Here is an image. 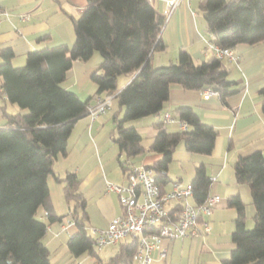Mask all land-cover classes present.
Returning a JSON list of instances; mask_svg holds the SVG:
<instances>
[{
    "label": "trees",
    "instance_id": "16d2710c",
    "mask_svg": "<svg viewBox=\"0 0 264 264\" xmlns=\"http://www.w3.org/2000/svg\"><path fill=\"white\" fill-rule=\"evenodd\" d=\"M85 1L81 15L71 17V46L30 51L20 67L12 65L14 54L10 48L0 50V109L5 118L0 125V264H51L42 238L47 226L62 217L54 212L49 177L62 184L64 200L72 204L70 216L76 231L67 242L68 251L76 257L88 254L99 261V249L86 225V202L78 192L80 179L72 172L62 177L53 172V163L67 154L74 124L88 116L91 99L116 96L124 107L122 117L117 113L112 117V140L123 174L131 168L132 158L145 151L160 154L158 160L144 167L154 171L156 183L164 190L171 182L167 172L176 147L182 143L189 153L210 155L216 137L214 129L203 123L191 107L180 106L174 109L173 116L185 124V129L168 132L161 123L156 124L157 133L145 149L141 135L125 124L161 114L171 84L194 91L210 88L224 104L236 84L228 79L222 59L211 56L195 63L184 49L179 50L174 63L152 67V52L164 49L160 37L164 17L150 1ZM199 10L206 31L222 48L233 50L239 44L254 45L264 40V0H203ZM94 53L101 57L98 68L90 75L95 93L82 101L62 83L74 61L85 62ZM120 76L132 78L122 89L117 86ZM258 93L264 113V87ZM9 104L23 112L9 113ZM233 170L236 182L249 186L255 213L253 226L247 229L240 198H228L227 205L235 209L236 217L230 236L233 247L222 264H264V152L238 157ZM188 184L192 187L190 201L199 206L210 186L204 163L195 166ZM39 210L44 212L42 219L37 217ZM136 249V240L120 242L118 253L106 264H134Z\"/></svg>",
    "mask_w": 264,
    "mask_h": 264
},
{
    "label": "crops",
    "instance_id": "0c3cea01",
    "mask_svg": "<svg viewBox=\"0 0 264 264\" xmlns=\"http://www.w3.org/2000/svg\"><path fill=\"white\" fill-rule=\"evenodd\" d=\"M202 1L183 0L179 4L160 32L164 49L152 52L149 59L152 67L174 63L180 49L186 50L195 63L213 56L205 43L206 24L199 10ZM151 4L163 15V0H153ZM85 5V0H0V9L10 13L0 21V50L10 48L14 54L12 65L20 67L24 65L26 54L30 51L63 44L71 46L74 42L71 17H79ZM21 15H26L27 20H21ZM40 37L44 38L39 40ZM233 51L237 56L236 61L228 57L222 59L228 79L236 82L230 88L231 94L227 96L226 104L217 95L205 97L206 88L199 91L185 90L178 84H171L169 98L161 114L143 117L135 120V124H130L141 135V145L147 149L157 133L156 124L161 123L162 128L168 132L184 129L182 123L176 119L168 124L163 123V114L169 113L174 118V109L188 106L216 133L210 155L189 153L180 143L172 159V162L179 163L184 159L192 165L190 182L195 166L201 162L205 164L207 176L210 179L215 178L211 191L218 194L222 200L207 218L211 226L210 233L204 237L163 240L161 248L166 250V256L161 258L159 251L154 250L150 253L149 264H222V261L229 257L233 247L230 236L234 229L236 211L227 205L229 197L238 196L243 203L245 225L253 222L255 209L250 188L246 184L236 182L233 162L238 157H245L255 151L264 152V113L258 93L259 89L264 87V40L254 45L239 44ZM100 62L98 53H94L85 62L74 61L62 86L74 92L80 100H87L95 93L96 87L90 80V75L98 68ZM131 79L120 76L117 81L118 89H122ZM93 102L94 98L90 100V104ZM7 111L11 114L19 112L15 105L10 104ZM123 111L124 107L119 105L117 97L112 96L107 109V112H110L109 117H103L105 113L93 122L88 116L77 120L68 138L66 156L58 157L53 163L56 176L62 177L66 172H72L80 179L78 192L86 202L88 229H106L110 220L121 212L117 194L107 191L105 187L107 182H126L125 174L117 161L118 149L116 147L115 150L110 149L111 152L105 153L98 140V133L100 126L108 123L114 113L120 118ZM4 122L5 118L0 109V125ZM159 158L160 154L157 153L146 156L141 154L132 158L129 166L150 165ZM167 176L171 182L183 183L180 174L172 175L169 169ZM47 182L54 212L62 217L61 221L47 226L42 238L49 251L51 264H106L109 258L118 253L120 243L99 249V261L88 254L79 257L72 255L67 249V242L76 228L74 224L64 229L61 227V224H66L67 220L72 219V204L65 202L62 184L55 182L52 177H49ZM43 213L39 210L37 217L42 219ZM134 264L139 263L135 261Z\"/></svg>",
    "mask_w": 264,
    "mask_h": 264
},
{
    "label": "built area",
    "instance_id": "2783aa9c",
    "mask_svg": "<svg viewBox=\"0 0 264 264\" xmlns=\"http://www.w3.org/2000/svg\"><path fill=\"white\" fill-rule=\"evenodd\" d=\"M148 1L152 2L153 0ZM163 1L164 26L183 0ZM9 15L8 11L0 9V21ZM27 18L26 15L20 16L21 20H27ZM206 36V47L214 57L219 59L228 57L233 61L237 60L232 49L222 48L216 44L211 33L207 32ZM213 95L217 94L212 89L204 90L205 97ZM111 98L112 96L94 99L88 110L91 122L107 111ZM174 119L169 113L163 114V123L165 124L173 122ZM182 126L185 129L184 123ZM125 179V184L109 182L105 184L107 191L117 194L121 212L110 220L106 229H88L98 249L127 240H136L137 249L133 260L139 264H149L151 262L150 253L154 250L159 251V257L166 256V250L161 248L163 240L204 237L210 233L211 226L207 218L222 200L218 194L211 191L214 177L210 179L209 193L205 201L199 206L193 205L190 201L192 198L190 184L173 181L168 188L161 190L151 168L131 167L125 173ZM73 224V220L69 219L66 224H61V227L64 229ZM75 264H79V262Z\"/></svg>",
    "mask_w": 264,
    "mask_h": 264
},
{
    "label": "rangeland",
    "instance_id": "374dc122",
    "mask_svg": "<svg viewBox=\"0 0 264 264\" xmlns=\"http://www.w3.org/2000/svg\"><path fill=\"white\" fill-rule=\"evenodd\" d=\"M15 107H16L17 111H19L21 113L23 112L20 109H18L17 106H15ZM105 113H104L105 115L103 117H109L110 116V112L106 111ZM123 113H124V111L121 113L120 117H122ZM107 122L108 123H105L103 126H100L101 130L98 133L99 134L98 140H100L105 153L111 152L110 149H112V151H113V149L114 150L116 149V145L112 140L113 136H115V131H114L115 124H114L112 118L111 119L109 118V120ZM132 122L134 123L135 120L129 121L125 125L130 126V124ZM181 145H182V143H181ZM146 152H144L142 154V156H146L147 154L153 153V152H148V151H146ZM169 172L172 175L180 174L181 178L183 179V184H187L188 182H190V176L193 172V167L188 161H185L184 159H182V161H180V163H179V161H173L169 166ZM50 183L53 184L54 182H50ZM252 226H253V222H250L249 225H246V228L250 229V228H252Z\"/></svg>",
    "mask_w": 264,
    "mask_h": 264
}]
</instances>
